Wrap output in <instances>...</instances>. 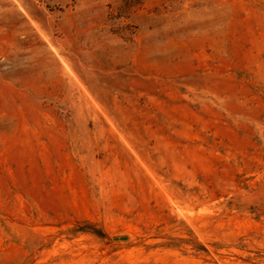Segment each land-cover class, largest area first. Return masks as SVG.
Returning a JSON list of instances; mask_svg holds the SVG:
<instances>
[{"label":"rangeland","instance_id":"rangeland-1","mask_svg":"<svg viewBox=\"0 0 264 264\" xmlns=\"http://www.w3.org/2000/svg\"><path fill=\"white\" fill-rule=\"evenodd\" d=\"M0 264H264V0H0Z\"/></svg>","mask_w":264,"mask_h":264}]
</instances>
